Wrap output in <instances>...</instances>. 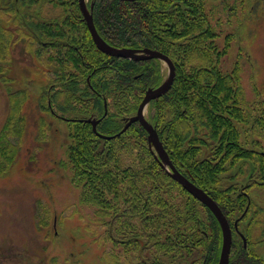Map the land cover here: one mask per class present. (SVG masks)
Listing matches in <instances>:
<instances>
[{
	"label": "trees",
	"instance_id": "obj_1",
	"mask_svg": "<svg viewBox=\"0 0 264 264\" xmlns=\"http://www.w3.org/2000/svg\"><path fill=\"white\" fill-rule=\"evenodd\" d=\"M88 4L105 43L120 49L154 50L173 62L171 89L149 104L147 120L177 172L207 193L228 219L243 220V236L233 235L229 264H264L250 249L261 209L248 204L241 191L239 195L225 186L223 178L225 165L240 158L254 165L264 163L263 155L243 144L247 134L264 130V103L254 108L246 104L239 73L220 66L228 45L220 49L216 43L219 34L210 25L205 0H89ZM0 5V82L9 108L0 136V171L12 165L17 153L16 146L1 140L7 132H21L31 93L10 86L17 81L9 75L11 54L17 49L51 76L47 89L39 94L38 111L67 126L66 162L80 189L79 203L94 207L109 226L108 239L114 247L109 261L116 264L115 239L122 235L148 242L154 264H160L164 251L175 264L177 257L187 261L193 249L210 251L213 245L218 259L222 233L214 215L166 172L149 150L147 133L139 123L119 134L135 115L145 91L162 83V63L100 52L78 0H0ZM47 5L58 12L41 17ZM93 118L100 119L96 132L87 121ZM42 125L39 118V130ZM250 139L254 145L260 143ZM126 142L144 146L135 166L120 165L112 159L115 151L106 147ZM212 143L214 151L208 150Z\"/></svg>",
	"mask_w": 264,
	"mask_h": 264
},
{
	"label": "rangeland",
	"instance_id": "obj_2",
	"mask_svg": "<svg viewBox=\"0 0 264 264\" xmlns=\"http://www.w3.org/2000/svg\"><path fill=\"white\" fill-rule=\"evenodd\" d=\"M205 6L210 25L219 34L216 43L220 49L228 45L220 66L239 73L246 103L257 107L264 103V0H205ZM42 11L46 16L58 12L49 5ZM11 59L9 75L17 78L10 83L11 89L25 87L31 93L24 106L21 132H7L1 140L16 146L17 153L12 165L0 171V264H114L109 261L114 251L109 226L94 207L79 203L80 189L74 185L66 162L67 126L38 111V97L47 89L49 72L38 69L34 58L17 49ZM1 83L0 136L9 110ZM39 118L45 124L40 130ZM260 132L249 139H260L264 150V130ZM106 147L115 151L112 159L120 165L135 166V159L144 153V146L135 143ZM254 196V207L261 213L250 249L264 260V192Z\"/></svg>",
	"mask_w": 264,
	"mask_h": 264
},
{
	"label": "water",
	"instance_id": "obj_3",
	"mask_svg": "<svg viewBox=\"0 0 264 264\" xmlns=\"http://www.w3.org/2000/svg\"><path fill=\"white\" fill-rule=\"evenodd\" d=\"M126 2H133L139 0H121ZM79 10L83 16V19L86 23L89 34L92 38L93 43L96 48L111 57L123 58L132 61H144L149 59H157L165 64L167 67V76L163 83L156 88H149L145 91L144 97L139 104L136 114L133 117H130L126 120L124 128L121 130L119 134H122L130 125L133 123H139L143 129L147 133V142L149 150L154 154V156L159 160L160 164L163 167L169 166L172 170L170 176L174 181H176L187 193L201 202L205 207H207L210 212L217 219L221 232H222V248L220 253V259L218 264H228L229 262V253L231 248V231L229 229V225L219 209L216 203L200 188L196 187L189 180H187L184 176H182L176 169L173 167L172 163L169 160L167 153L165 152L163 145L158 137V134L155 128L147 121L145 117L146 109L151 101L158 100L164 94H166L170 89L174 81L175 77V67L172 61L162 53H159L150 49L143 50H134V49H120L115 48L107 43H105L101 37L98 35L96 28L93 22L92 16V5L90 9L87 8L86 0H78ZM105 112L104 116H106L107 110L106 106L104 107ZM92 125L93 130L96 132V125L99 121H89ZM103 139H110V137L100 136ZM113 138V137H111ZM244 240V239H243ZM246 246V242L244 240V247Z\"/></svg>",
	"mask_w": 264,
	"mask_h": 264
},
{
	"label": "flooded vegetation",
	"instance_id": "obj_4",
	"mask_svg": "<svg viewBox=\"0 0 264 264\" xmlns=\"http://www.w3.org/2000/svg\"><path fill=\"white\" fill-rule=\"evenodd\" d=\"M88 3H89V0H87V5L91 6V4L89 5ZM42 15L43 14H41V17ZM162 67H163V70L165 71L164 78H163V81H164L167 76V67L163 63H162ZM242 94H243V101L246 103V99L244 97L243 91H242ZM88 120L89 121H95V120L100 121V119H96V118L88 119ZM243 139H245V141H243V144L247 150L258 152L259 154L264 156V150L260 148L261 146L260 143H256V145L252 144V140L249 139L248 134ZM214 149H215V146L213 143L209 145L208 150L214 151ZM263 165L264 163L262 164L261 162H258L256 163V165H254L251 161H249V159H245V158H240L235 163L226 164L225 165L226 169H225V173L223 177L225 180V184H226L225 186H227L232 191H235V193L237 192V194L239 195L241 191L242 196L245 197L246 200H249L247 201V203L254 206V201L256 199V196L254 195L260 191L264 192V166ZM166 172L167 173L172 172L169 166L167 167ZM249 207L251 208L252 206H249ZM224 217L231 231V239H233V235H236V234L238 236H243L242 235V233L244 232L243 226L245 225V224L242 225L243 220H239L238 218L228 219L226 216ZM214 221H216V223L219 224L216 218ZM213 231L216 232L215 229H213ZM117 238L118 239H115V241L118 243L119 246L115 250L116 264H154L155 263L156 257H154V251L152 250L151 245L148 242H146L145 244L143 243V241H141L135 236L130 237L129 239H123L124 237L122 235ZM130 241H133V243L138 242L139 246H137L136 244L134 245L133 243L132 244L129 243ZM231 245H232V240H231ZM215 248H216V245L210 246V251H208L207 249L203 251V249L195 248L193 249L192 255L191 254L189 255L187 261H185V259H181V262H180L179 260H177L179 257H177L175 260L176 262L175 264H209V261L211 264H218L221 251L217 259L218 251L215 250ZM162 254L163 256L160 258V261H159L160 264H174V263H171V260L167 256L168 253L166 251H164ZM230 255H231V248H230V253H229V259H230Z\"/></svg>",
	"mask_w": 264,
	"mask_h": 264
}]
</instances>
